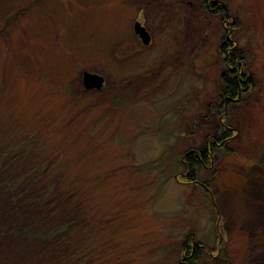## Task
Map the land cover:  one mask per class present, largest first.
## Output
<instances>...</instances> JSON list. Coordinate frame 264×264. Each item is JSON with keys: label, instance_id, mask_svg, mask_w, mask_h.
Instances as JSON below:
<instances>
[{"label": "rangeland", "instance_id": "obj_1", "mask_svg": "<svg viewBox=\"0 0 264 264\" xmlns=\"http://www.w3.org/2000/svg\"><path fill=\"white\" fill-rule=\"evenodd\" d=\"M217 1L225 22L198 0H0V226L19 221L2 181L54 155L42 184L77 183L92 226L103 212L116 219L95 233L112 226L114 244H126L117 260L91 264H183L188 233L215 251L199 264H224L221 251L228 264H264V169L248 160L264 147V0ZM141 16L147 46L131 33ZM229 24L225 53L245 56L238 76L251 88L224 110L221 75L235 68L218 47ZM86 71L105 78L101 91L83 89ZM223 126L235 133L232 156L217 148L198 173L213 207L176 175L186 145L217 139ZM28 134L39 148L20 157L14 144ZM91 239L95 255L101 242ZM22 250L0 230V264L50 261Z\"/></svg>", "mask_w": 264, "mask_h": 264}, {"label": "trees", "instance_id": "obj_2", "mask_svg": "<svg viewBox=\"0 0 264 264\" xmlns=\"http://www.w3.org/2000/svg\"><path fill=\"white\" fill-rule=\"evenodd\" d=\"M223 34V40L220 41L219 45L220 58L225 65L236 67L237 70L231 71L228 69L226 73L221 75L222 84L219 93L222 98L228 97L229 99L237 97V94L241 91L250 90L249 85L251 84L246 81V77L238 76L239 63L245 59V56L235 51L225 53L231 45L230 40L225 38V33ZM70 96L74 98L73 93ZM233 135L232 130L223 127L220 134L222 140L219 146L214 141L208 140L200 146L186 145L181 151L180 164L183 171L177 179L184 185H192L202 189L212 205V199L206 190L209 182H201L198 178L208 172L207 170L211 167L212 157L217 147H221L228 156H232L227 143ZM13 137L16 138L14 134ZM29 137L28 134L23 138H17L18 141L14 145L22 148L18 156L22 157L28 151L39 148L38 144L29 141ZM13 147V145L10 146V148ZM40 147L43 148V145ZM53 156L49 155L47 160L35 165L16 178L9 176L6 177V181H2L5 192H8L14 198L19 221L16 223L10 222L9 227L0 226V230H9L13 242L23 249L22 251L29 260L41 254H48L50 261L46 259L43 264H91L94 260H99L100 257L106 263L110 259L117 260L121 256L120 253L125 250L126 244L125 242H122L121 245L114 244V239L117 236L110 231L112 226L116 227L117 225L115 224L116 219L113 218L114 215L103 212L100 218H96L99 220L92 226L91 222L95 218L86 213L89 208L84 206L83 201L87 200L85 199L87 196L86 194L83 195L82 190L78 191L77 183L61 184L56 178L51 179L50 183L42 184V181L48 179L46 177L49 171L47 166L49 159ZM248 160L253 165L264 169V147H262L261 153L254 151ZM198 173L203 174L199 176ZM95 178L97 177L95 176ZM83 198L85 200L81 202ZM109 213H113V211ZM121 218L123 217H120L119 220ZM106 225L112 226L105 233H95L93 228L100 233V227ZM192 236L188 233L187 236L183 235V239H181L179 255L183 258V264H199L208 261L209 257L211 258L212 250L206 251L203 246L193 245ZM91 238L101 242L98 248L96 246L95 255H93L94 253L91 252L90 248ZM219 255L222 257L223 263L228 264L222 251L219 252Z\"/></svg>", "mask_w": 264, "mask_h": 264}, {"label": "flooded vegetation", "instance_id": "obj_3", "mask_svg": "<svg viewBox=\"0 0 264 264\" xmlns=\"http://www.w3.org/2000/svg\"><path fill=\"white\" fill-rule=\"evenodd\" d=\"M201 4V6L203 7V9L206 11V13L210 14V15H215L218 16L221 20H223L224 22L227 21L228 19V15L225 11V5H223L222 1L218 2L217 0H198ZM216 6H218L219 8H217ZM216 7V9H214ZM218 9V10H217ZM224 13V14H223ZM142 26L146 29V31L148 32L149 36H150V42H152V36L150 31L144 26V23H141ZM224 33H225V37L228 40L229 36H233L234 31L236 30L235 25L234 24H229L227 28L223 29ZM133 37L135 38V40L137 42H139V44L141 45L140 40L137 38L136 35H133ZM149 42V43H150ZM237 53V52H236ZM236 70V67H234ZM233 71V70H231ZM238 95V94H237ZM220 96V95H219ZM221 97V96H220ZM222 99V98H221ZM235 99H237V97L235 98H224L222 99L223 102L220 103L221 107L225 110L227 108V104L230 101V104L233 105L232 103L235 101ZM214 143L219 146L220 143H217L216 139H213ZM220 148V147H217Z\"/></svg>", "mask_w": 264, "mask_h": 264}, {"label": "water", "instance_id": "obj_4", "mask_svg": "<svg viewBox=\"0 0 264 264\" xmlns=\"http://www.w3.org/2000/svg\"><path fill=\"white\" fill-rule=\"evenodd\" d=\"M135 28L143 43L147 44L149 37L144 28H142L139 23H136ZM103 81L104 79L101 76L89 72H84L82 77V84L85 89L92 88L99 90L103 86Z\"/></svg>", "mask_w": 264, "mask_h": 264}, {"label": "bare ground", "instance_id": "obj_5", "mask_svg": "<svg viewBox=\"0 0 264 264\" xmlns=\"http://www.w3.org/2000/svg\"><path fill=\"white\" fill-rule=\"evenodd\" d=\"M221 140H222L221 137H218V138L216 139L217 143H221Z\"/></svg>", "mask_w": 264, "mask_h": 264}]
</instances>
